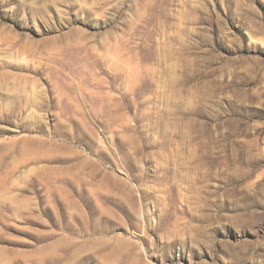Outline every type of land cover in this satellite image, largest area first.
Returning a JSON list of instances; mask_svg holds the SVG:
<instances>
[{"label":"rangeland","instance_id":"obj_1","mask_svg":"<svg viewBox=\"0 0 264 264\" xmlns=\"http://www.w3.org/2000/svg\"><path fill=\"white\" fill-rule=\"evenodd\" d=\"M0 264H264V0H0Z\"/></svg>","mask_w":264,"mask_h":264}]
</instances>
